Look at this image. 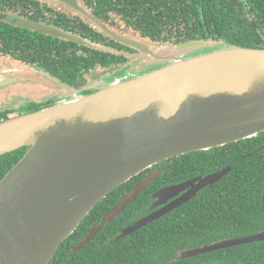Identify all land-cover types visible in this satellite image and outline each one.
Instances as JSON below:
<instances>
[{"label":"water","instance_id":"95a60500","mask_svg":"<svg viewBox=\"0 0 264 264\" xmlns=\"http://www.w3.org/2000/svg\"><path fill=\"white\" fill-rule=\"evenodd\" d=\"M57 1L84 12L94 25L139 55L163 64L86 94L81 93L85 87H73L38 68L0 70V87L40 83L66 97L0 120V154L27 147L0 178V264H47L100 199L148 169L88 229L73 248L79 250L154 180L159 173L154 164L264 130V48L200 38L163 49L109 31L79 0ZM5 17L7 13L0 11V19ZM11 23L78 44L90 43L45 21L19 18ZM212 45L216 48L197 50ZM229 170L226 166L155 190L151 211L118 237L186 202ZM259 240H264V230L185 251L194 256Z\"/></svg>","mask_w":264,"mask_h":264},{"label":"trees","instance_id":"16d2710c","mask_svg":"<svg viewBox=\"0 0 264 264\" xmlns=\"http://www.w3.org/2000/svg\"><path fill=\"white\" fill-rule=\"evenodd\" d=\"M83 4L91 9L94 20L100 25L119 27L122 21L123 29L136 31L141 38L153 43L177 44L201 38L264 47V32H258V28L251 31L248 22L251 16L264 22V0H83ZM6 10L12 14L0 19V51L19 57L27 65L48 72L73 87H85L83 94L112 81L118 63L133 65L137 62H128V54L134 52L132 46L105 33L80 13L57 11L41 6L38 0H0V11ZM19 16L31 20L41 17V21L76 33L90 43L78 44L12 24L11 19ZM243 31L251 36L242 37ZM214 48V45L203 46L197 50ZM146 64H142V70ZM160 65L155 63L147 70ZM93 73L98 74L94 76ZM102 79L107 83L103 84ZM50 93H45L42 100H27L17 108L0 111V120L66 98L60 92L51 90ZM26 148L0 154V178L21 158ZM226 166L230 170L225 175L201 188L194 197L118 237L126 226L151 211V194L155 190ZM153 167L159 170L157 176L119 215L105 222L79 250H73L88 229L98 224L101 216L142 179L148 169L131 176L100 199L60 243L47 264H264V240L174 259L181 249L264 230V130L206 150L172 156Z\"/></svg>","mask_w":264,"mask_h":264},{"label":"rangeland","instance_id":"374dc122","mask_svg":"<svg viewBox=\"0 0 264 264\" xmlns=\"http://www.w3.org/2000/svg\"><path fill=\"white\" fill-rule=\"evenodd\" d=\"M40 2V4H43V6H49L50 8L56 10L57 8L62 9L64 12H69L72 14H82L81 16L85 19L87 18V14H85L84 12H79L77 8L72 7L70 8L69 6L66 7L65 3L59 2L57 0H38ZM56 1V2H55ZM77 1V0H76ZM59 2V3H57ZM80 2V6L82 7L83 4V0H79ZM67 5V4H66ZM88 12L90 13V15L93 17V14L91 12V9L88 8L87 9ZM3 12V11H2ZM12 12V11H10ZM101 21V19H100ZM248 22H250V28L252 29L251 31H253V28H258V32H264V22H262L261 20H259L258 17L256 16H251L248 18ZM106 23V22H105ZM122 26L119 27H114V26H110L107 24H103V26L107 29H109V31H113L117 34H120L122 36H124L125 38H138L140 40H143L147 43L153 44L155 46H161L163 49L166 48H172L173 44L170 42H166V43H161V42H156L153 43L151 41H146L145 39L141 38L138 34V32H133L131 30H125L123 29V23L121 21ZM106 25V26H105ZM251 36V34L249 32L243 31L242 33V37H248ZM190 40V39H189ZM187 41V40H184ZM183 42V41H182ZM221 43H227L226 41L221 40ZM248 47V46H245ZM264 48V47H261ZM129 58H128V62L131 61H135L137 60V62H135L133 65L132 64H123L122 63H118L116 65V76L114 81H118V80H123L126 78H130L133 77L139 73L145 72L144 70L147 71V69L152 68V66L155 63H158L157 61H152V57L150 55H139L138 51H134L132 54H128ZM146 64V68L142 70V64ZM163 64V63H162ZM161 66V65H160ZM11 68H20V69H27V68H35L32 65H27L24 61H22L19 57H14L11 54L8 55H4L1 51H0V70L2 69H11ZM113 68H110V70H112ZM112 73V72H111ZM101 74V73H100ZM91 83V82H90ZM89 83V84H90ZM88 84V85H89ZM52 90L54 92H58L57 90H54L50 87H47L45 85H42L40 83H31V82H19V83H14V84H10L7 86H3L0 87V111L2 110H9V108H17L20 105H22L23 103H25L27 100H31V101H38V100H42L41 97L45 94L48 93L50 91H44V90ZM62 94V93H61ZM46 99V98H45ZM216 182V181H215ZM210 185V184H209ZM203 188V187H202ZM200 190V189H199ZM198 190V191H199ZM197 193V192H196ZM196 195V194H195ZM194 197V196H193ZM192 198V197H191ZM209 252V251H208ZM188 254L186 253L185 249H181L179 250L177 256L174 259H181V258H188Z\"/></svg>","mask_w":264,"mask_h":264},{"label":"flooded vegetation","instance_id":"af4514ba","mask_svg":"<svg viewBox=\"0 0 264 264\" xmlns=\"http://www.w3.org/2000/svg\"><path fill=\"white\" fill-rule=\"evenodd\" d=\"M55 2H56V1H55ZM57 3H59V2H57ZM40 5L43 6V4H40ZM56 10H57V11H63V10L60 9V8H57ZM6 12L8 13V15L12 14V12H10V10H6ZM16 14H17V13H15V15H16ZM19 18H25V19H27L25 16H19V17H16V18H14V19H19ZM89 18H90V17H89ZM41 19H42V18L40 17V18L37 19V21H38V20H41ZM90 19H91V18H90ZM29 20H31V19H29ZM24 28H25V27H24ZM112 68H113V67H112ZM113 75H114V78H115V76H116V72H114ZM110 76L113 77V76H112V73H111ZM110 76H109V77H110ZM114 78H113V80H114ZM102 80H103V79H102ZM106 83H107V82H105V81L103 80V84H106ZM108 83H109V82H108ZM49 91H50V90H49ZM50 92H51V91H50ZM50 92H49V93H50ZM50 94H51V93H50ZM55 94H56V96H57V93H55ZM59 96H60V95H59ZM152 167H153V166H152ZM155 168H156V167H155ZM156 169H157V168H156ZM198 175H199V174H198ZM195 176H196V175H195ZM192 177H193V176H192ZM169 200H170V199H169ZM169 200H168V201H169Z\"/></svg>","mask_w":264,"mask_h":264},{"label":"clouds","instance_id":"9594fccd","mask_svg":"<svg viewBox=\"0 0 264 264\" xmlns=\"http://www.w3.org/2000/svg\"><path fill=\"white\" fill-rule=\"evenodd\" d=\"M6 12V11H5ZM7 13V12H6ZM7 15H8V13H7ZM91 18V17H90ZM11 20H14V18L13 19H11ZM81 93H82V91H81Z\"/></svg>","mask_w":264,"mask_h":264}]
</instances>
